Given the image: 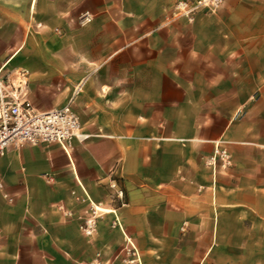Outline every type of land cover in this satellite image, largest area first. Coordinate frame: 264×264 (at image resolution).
I'll use <instances>...</instances> for the list:
<instances>
[{"label":"crops","instance_id":"0c3cea01","mask_svg":"<svg viewBox=\"0 0 264 264\" xmlns=\"http://www.w3.org/2000/svg\"><path fill=\"white\" fill-rule=\"evenodd\" d=\"M174 1L23 0L18 10L0 6L17 23L12 33L24 34L29 18L42 23L62 20L83 3L96 19L88 34L103 38L92 46L102 58L107 51L121 52L133 45L134 49L149 45L157 50L143 62L152 67L153 100L143 104L136 100L129 110L135 118L129 124L126 116L121 117L128 111L126 103L120 98L118 109L112 107L111 93L92 79L93 84L73 102L76 109L92 113L81 123V132L88 137L82 141L74 138L73 151L68 149L67 155L60 144L46 143L10 146L0 157V182H5L6 191L2 195L0 190V225L6 227V238L13 244L0 249V264H30L29 259L60 264L71 255L84 257L80 246L72 251L62 248L65 238L74 239L75 223L64 225L55 235H32L25 227L30 225L32 210L42 213L52 201L71 204L72 188L91 201L109 204V211L119 210L118 222L126 227L145 264H264V0H224L216 13L200 16L199 36L209 32L221 41L191 43L188 57L183 58L170 54V43L159 47L152 40L141 42L145 35L154 38L160 29L154 28V7L161 13ZM111 3L117 7L112 8ZM127 14L138 16L140 23L129 31L120 25V34L140 36L129 43L105 40L110 33L101 32L98 19L106 18L104 24L110 26V19L117 16L121 24ZM145 21L150 29H143ZM20 48L5 49L2 66L15 59ZM160 49L167 50L165 57H160ZM111 56L109 52L107 59ZM177 62L197 65L198 76L214 94L199 101L190 84L195 80L189 76L192 69H175ZM73 64L78 67L79 58ZM80 79L71 74L64 81L65 88L56 87L63 91L55 89L54 100L52 94L32 93L29 84L34 98L30 100L44 111L61 107ZM61 96L65 101L58 105ZM117 113L118 122L108 123L109 133L93 132L103 127L100 123L95 126L96 114ZM225 151L230 158L226 169L220 160ZM115 166L128 201L122 206L106 196ZM7 196H11L9 200ZM112 219L108 214L99 221V241L110 245L108 252L115 257L122 235L119 229L109 228ZM34 238L41 247L28 250ZM85 256L90 258L93 252L88 249Z\"/></svg>","mask_w":264,"mask_h":264},{"label":"rangeland","instance_id":"374dc122","mask_svg":"<svg viewBox=\"0 0 264 264\" xmlns=\"http://www.w3.org/2000/svg\"><path fill=\"white\" fill-rule=\"evenodd\" d=\"M178 1L179 0H175L173 3L166 4L164 9L161 10V13L154 7V28L160 26V29L154 32V38H152L153 35H145L141 42L150 43L152 40L154 45L159 47H166V45L170 43L172 45L171 50H169L170 54L175 58H183L188 57L189 51L187 45L191 43L201 40L203 42L221 41V39L216 38L212 33L207 31L203 37L202 35L199 36L198 31L200 28L197 23L200 16L214 14L220 7L215 12H211L207 9H200L189 16L184 14L176 15L174 13V6ZM22 4H24L23 0H0V6L5 9L18 10L22 8ZM114 4L115 3L110 4L112 8L117 7ZM172 4L174 5L171 6ZM6 12L7 11L3 12L0 10V67L6 61L5 49L21 45L16 58L8 62L4 66L2 72L10 69L11 74H13L16 70H26L28 79L27 97L29 99L34 100L31 95V90L29 89V84H31L32 93H36L38 96L41 94H52V98L50 97V99L54 100L57 97L55 96L54 98L55 89H57V93H60V91L65 88L64 81L66 79L69 80L71 74H74L78 75L79 79L86 77L83 80L80 79L75 84L74 90L78 86L81 87L77 94L82 91H87V88L93 84L92 79H94L95 85H102L103 83L105 86L102 89L111 93L110 105L112 107L117 106L115 109H118L119 99L121 98V101L126 103L128 110L126 115L122 114L121 117L126 116L129 124V122L133 121L135 118V114L129 112L130 107L135 104V101L141 100L143 104L153 98L154 91L150 83L152 78V67L143 64V62L146 58L154 56V53L157 54V50H153L151 48L152 46L149 45H143V49H134L133 45L121 52L115 50L107 51L105 53L106 56L102 58L103 56L100 55V52L92 48V46L98 40L101 42L103 38L102 36H100V38L95 35L93 36L91 33L88 34L91 30L92 23L96 19L94 14L86 9L83 3H80L78 8L74 9L72 16L69 14L68 17L62 18V20L59 18V20H53L51 23H42L38 19L29 18L26 22V27H24V34L21 32L12 33L17 23L12 20ZM126 16V20H123L121 24L117 22V16L116 18L110 19V26H107L108 23L104 24V22H107L106 18L98 19L97 25L99 29H101V32L103 30H108L110 33L104 36L105 40L110 39L111 41H116V43L119 41L129 43L140 36L139 33L133 32L120 34V25L129 31L135 24L140 23V18H138V16L132 14H127ZM142 27L143 29H150L147 21H145ZM180 44L185 48L179 49ZM109 52L112 56L110 59H107ZM159 52L161 54L160 57H165L167 50L160 49ZM194 56H197V54ZM77 58H79L80 61L78 67L73 64ZM96 58L97 60L99 59V62L95 61ZM174 68L180 70L192 69L191 71L194 73L192 72V75L189 76L195 80L190 84L192 90L196 92V97L199 101L204 102V96L214 94L211 89L205 86L206 82H203L202 78L198 76L197 65L192 67L190 65L183 66L177 62ZM154 69H156V67H154ZM158 69H160V67H158ZM62 79L63 81H61ZM58 85H61L62 89L56 88ZM201 87L203 88L199 91ZM64 101L65 98L61 96V98H58V105L63 104ZM141 101H139L140 104ZM72 107L77 113L80 123H85L89 117L92 116L91 112H87L83 109H76L73 105ZM111 110L113 109L110 108V111ZM118 116V113L110 116L108 114L105 116L96 114L94 116L95 126L100 123L103 127L93 132L97 134L109 133L107 130L108 123L110 122L111 124L113 120L118 122ZM25 145L31 144L25 143L20 147ZM74 145L75 142L72 140V151ZM227 155L228 152L225 151L222 153V159H220L221 165H225L224 169H226V164H228V160H230ZM117 168V166L113 167L110 172L111 178L107 183L108 193L106 196L109 201L112 200L114 204L122 206L127 204L128 201L126 199V190L122 178H120L115 171ZM49 180L52 181L50 177ZM0 183L2 185L0 186V190L2 195H4L6 193L4 188L5 182L2 181ZM69 194L72 202L71 204H67L63 201H52L48 204L46 209L41 211L42 213L32 210L29 216L30 225L25 226L27 232L32 235L40 232L47 235H55L56 232H62L64 225L67 228L70 223H75V230H72L71 226H69L70 232L72 230L71 236L74 239L65 238V240L62 241V248L72 251L80 246L79 249L83 250L84 257L80 256L76 259L71 255L68 256V261L64 260L63 263L61 262L60 264H145L139 248L127 232L126 227H121L118 222L117 217H120L119 210L101 211V209L97 208L98 206L105 209H111L112 206L103 203V201H91L84 193H78L74 188L70 189ZM10 197L11 196H7L5 199L9 200ZM108 214L113 215L109 228L112 230L119 229L122 235V242L117 244L115 257L114 255L110 256L109 253L111 252H108L112 247L99 241L101 231L98 223ZM44 219L47 221L45 224L42 222ZM6 232V227L0 225V249H8L13 246V244L8 241V238H6ZM34 239L35 241L31 242L26 247L28 250L40 249L41 245L38 239ZM42 244L45 243L43 242ZM259 244L261 247L262 243H256V246ZM88 249L93 252V256L90 258L85 256ZM29 261L30 264H39L34 259H29ZM57 264H59V262Z\"/></svg>","mask_w":264,"mask_h":264},{"label":"built area","instance_id":"2783aa9c","mask_svg":"<svg viewBox=\"0 0 264 264\" xmlns=\"http://www.w3.org/2000/svg\"><path fill=\"white\" fill-rule=\"evenodd\" d=\"M223 1L179 0L174 13L189 16L200 9L215 12ZM3 68H0V156L10 146L51 142L60 144L68 155L66 148L72 149L74 138L82 141L88 137L81 132L79 117L72 107L80 86L63 106L44 111L27 97V71L16 70L11 74L10 69L2 72Z\"/></svg>","mask_w":264,"mask_h":264},{"label":"bare ground","instance_id":"6f19581e","mask_svg":"<svg viewBox=\"0 0 264 264\" xmlns=\"http://www.w3.org/2000/svg\"><path fill=\"white\" fill-rule=\"evenodd\" d=\"M5 64H6V63H5ZM66 149L68 150L69 148H66ZM69 150H70V149H69ZM67 152H68V151H67ZM97 208H98V209H101V211H102V210H104V211H109L108 209L101 208V207H99V206H98Z\"/></svg>","mask_w":264,"mask_h":264}]
</instances>
